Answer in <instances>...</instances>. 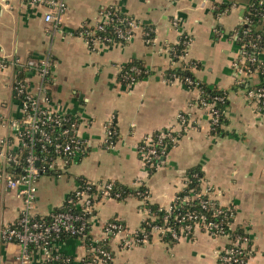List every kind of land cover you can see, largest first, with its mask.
Instances as JSON below:
<instances>
[{
    "label": "crops",
    "instance_id": "0c3cea01",
    "mask_svg": "<svg viewBox=\"0 0 264 264\" xmlns=\"http://www.w3.org/2000/svg\"><path fill=\"white\" fill-rule=\"evenodd\" d=\"M66 7L54 20L46 21L43 2L0 0V140L9 138L8 148H17L13 120L22 115L19 99L12 94L17 74L27 90L36 91L41 79L36 66L27 60L53 59L50 98L45 105L72 115L76 132L88 140L89 150L70 162L58 174H40L31 213L45 215L60 206L78 184V178L91 181L112 179L127 185L142 182L149 199L168 207L185 182V170L200 163L203 187L222 205L234 208L232 227L240 226L249 237L247 264H264V108L247 100L245 89L235 87L238 79L258 82L257 71L237 72L234 62L240 56L234 29L241 23L249 0H65ZM216 2H230L224 12H216ZM117 4L141 23L152 24L154 37L146 41L138 27L124 44L97 42L89 46L74 30L85 19H103V9ZM264 23V16L262 17ZM191 36L185 59H195L194 75L226 91L228 104L222 133L210 131L206 110L195 99L198 91L181 79L168 81L165 70L178 64L167 50L180 33ZM259 57L264 60V48ZM138 58L149 73L132 83L118 81L120 66ZM189 114L190 124L178 136L162 162L152 172L137 151L142 136L159 128L179 129L176 113ZM113 117L118 136L112 146L105 143L104 125ZM23 206L13 188L0 183V227L12 222ZM145 211L141 201L130 194L118 200L104 197L96 201L90 217V233L101 235L109 218L124 222L127 233L136 229ZM82 240L67 237L56 247L80 264L86 253ZM228 243L225 235L213 236L199 227L193 235L180 236L169 243L157 232L143 243L125 247L120 234L109 238V262L91 264H215L217 249ZM20 246L0 238V264H16ZM41 252L32 255L35 260Z\"/></svg>",
    "mask_w": 264,
    "mask_h": 264
},
{
    "label": "built area",
    "instance_id": "2783aa9c",
    "mask_svg": "<svg viewBox=\"0 0 264 264\" xmlns=\"http://www.w3.org/2000/svg\"><path fill=\"white\" fill-rule=\"evenodd\" d=\"M29 1L32 3L43 2L47 4L49 8L43 16L46 21L57 18L66 7L65 0ZM263 2L264 0H259V3ZM111 5L103 9L105 17L99 20L106 21L109 19L107 8ZM249 7L250 0L248 9ZM263 16L264 12L262 13ZM120 21H124V19ZM247 21L244 15L241 23H246ZM126 22L128 25L126 30H122L119 26H116L115 31L119 37L129 40L135 30L140 26L134 20H127ZM235 30H238L236 28L234 29V36L236 38L238 33ZM247 31L248 28L242 29V33H246ZM147 33L148 31H142V35H146ZM83 39L86 43L88 42L85 37ZM99 39L98 37H92L89 41L94 46L95 43L101 42ZM259 39H261V35L256 34L249 40L248 44L256 46L255 41ZM190 40L191 38L188 39L189 42ZM243 45L245 46L246 44L244 43ZM243 45H238L240 48V56L234 62L236 71L241 73L246 71L244 67L245 61H252L257 56L254 52L250 53L246 49H243ZM167 50L169 52V48ZM53 62L50 55H46L40 61L27 60L26 64L28 66H36L41 79L36 91L31 92L27 90L24 81L16 80L14 82L15 84H13L12 89L21 104L22 115L19 119L13 120L12 125L15 128L17 148H23L26 151L21 159L20 152H14L15 148H8L6 137L0 140V183L5 184L9 188H13L16 195L22 199L23 206L18 216L12 222L5 223L0 227V238L4 241H15L19 244L20 250L16 257V264H68L70 261L72 264V257L70 258L69 254L65 253V258L62 259L59 254L60 250L56 247V242L62 241L57 238L60 234L77 237L82 240V244L86 248V253L81 257L80 264L88 257L90 259H87L85 264H91L96 261L109 262L112 258V251L110 248L103 247V244H108L111 236L120 234V243L125 247L134 246L148 240V232H144L142 226L139 225L131 233H127L125 225L115 217L103 222L99 237H94L90 233L89 220L92 216V211H94L96 201L104 197L113 196L111 194V182L105 179L101 181L87 180L85 184H81L78 181L77 186L72 190V195H67L65 198L70 204L75 205L78 210H50L47 214L49 217L47 220H41L35 217V214L30 211L35 199L37 177L40 174H47L50 171H52V174L61 173L70 162L86 154L90 147L88 140L76 132L77 122L72 115L54 111L45 105L50 98V93L49 85L44 82V77L48 69L53 66ZM4 65L6 64L0 62V66ZM131 69L134 72L140 70L137 66H132ZM122 78H128V83L137 81L129 73H124ZM175 78L183 81L181 77ZM238 81H243V79L239 78ZM245 96L247 100L255 102L259 107L264 108V85L257 88L245 89ZM196 98L195 102L207 112L209 125H215L218 122L220 110L214 107L212 103H207L203 98H200L199 94H197ZM222 111L224 110L222 109ZM176 120L180 128L181 126L191 125L190 116L186 112L178 111L176 113ZM104 130L105 143L108 146H112L118 135L117 129L114 127L113 117L106 121ZM172 130V127H168L167 130L162 129L156 136H152L150 132L143 136L144 145L138 147L137 151L146 167L156 165V160L158 158L162 159L164 156L163 153L166 149V144H163L161 149H157L153 145L154 142L159 141L155 140L156 137L161 138L167 135L170 142L177 141L178 137L172 134ZM51 131L55 133L52 134ZM93 188L99 191L98 198ZM208 189V186L204 187L203 191L209 192ZM114 194L115 196L119 195L118 192ZM142 208L145 211V218L149 210L143 206ZM188 217H192V215L188 214ZM179 220L182 222V218H179ZM192 227H199L201 230L207 231L213 236L225 235L228 237V243L216 251L215 264H247L248 257H245L247 253L246 248L250 244L248 234H235L234 238H231L229 231L224 229L218 221L206 222L202 215L198 216L192 225L189 223L182 224L181 230H190ZM166 230H170L173 235L176 234L174 229L169 225L163 226L156 224L151 228L152 235L154 232H157L159 236ZM139 231L141 232L140 234ZM87 243L89 246H87ZM37 250L41 252V257L33 260L32 255Z\"/></svg>",
    "mask_w": 264,
    "mask_h": 264
},
{
    "label": "trees",
    "instance_id": "16d2710c",
    "mask_svg": "<svg viewBox=\"0 0 264 264\" xmlns=\"http://www.w3.org/2000/svg\"><path fill=\"white\" fill-rule=\"evenodd\" d=\"M227 5H230V2L229 3L216 2L214 9L217 13L224 12L226 10ZM107 10L109 12L108 20L106 21L97 20L93 22L90 19H85L73 31L74 34L82 35L83 37H85L88 41L87 44L89 46H92V43L89 41V39H91L92 37L100 38L99 40L104 44H114V43L124 44L128 40L119 37L116 34L115 28L116 26H119L122 30H126L128 28L126 21L134 20L136 24L142 27V31H148L146 35L145 34L143 35V38H145L147 42L151 41L152 38L154 37V27L152 24L141 23L136 17L122 10L120 6H118L117 4H112L107 8ZM263 12H264V2L259 3V0H250V7L245 14L248 21L246 23L238 24L236 26V29L238 31L235 30L238 33V36L235 38V42L238 45L240 44L243 45L245 43L246 45L245 46L243 45L242 48L246 49V51H249L250 53L254 52L257 55L254 60L245 61L244 67L246 71L248 72H252L254 70L257 71L261 79L258 82H252L249 79L243 78V81L235 83L234 85L235 87L248 89V88H257L259 86L264 85V70H263L264 60H261V58L259 57V54L263 50V46H264V23L262 20ZM121 19H124V21H120ZM245 28H248V31L246 33H242V29ZM256 34H260L261 39L255 41L256 46L249 45L248 44L249 40L253 38ZM189 38H191L189 34L182 32L175 42L168 44L169 55L171 57V60L174 62L178 61V64L167 68L165 70L164 75L168 81L173 80L175 77H181L186 85L197 89L200 98H203L207 103H212L214 107L220 110L218 122L215 125L210 126V131L221 134L222 133L221 125L225 120V110L228 104L226 91L223 88L218 87L216 85L208 84L207 82L197 78L194 75L193 70L191 68L197 67L199 65V62L192 58L189 59L184 58L189 44L188 41ZM0 62L7 64V61L4 59H0ZM132 66H137L140 70L138 72H134L131 69ZM124 73H129L130 75L134 76V79L139 80L140 78L147 75L149 73V70L142 62V60L138 58H131L120 66L117 74L118 81L126 84L128 83V78H124V79L122 78V75ZM186 78L187 80H185ZM16 80L24 81L23 77L17 74L12 82V88ZM44 82L48 85L52 83V67L49 68L48 72L45 74ZM12 94L14 97H17L15 92H13V89H12ZM222 109L224 111H222ZM113 123H114V127L117 129L114 118H113ZM186 127L188 126H183V127L181 126V128L179 129H173L172 134H175L178 137ZM167 128H159L153 130L152 132H150V134L152 136H156V134H158L162 129L167 130ZM51 133L54 134L55 132L51 131ZM6 140L7 142H9L8 137H6ZM155 140H159L154 142L153 144L157 149H161L163 147V144H166L165 147L167 150L177 142V141L170 142L168 140L167 135H164L161 138L156 137ZM142 145H144L143 136L139 140L137 148ZM166 149L163 153L164 155L167 152ZM25 151L26 150L23 148L14 149V152H20L19 154H21V159L25 155ZM160 162H162V160L161 158H158L156 160V165ZM156 165L148 166L147 167L148 171L152 172L155 169ZM13 170H14V166H13ZM47 174H52V171L48 172ZM184 176H185V182L183 187L175 193L174 198L172 199L168 207H164L157 202L151 201L149 199V189L141 181L135 183L134 185H127L112 179H105V180L111 182L112 184L111 187V194L113 195L112 198L121 200L126 198L128 195L133 194L138 199H140L141 206L146 207L149 210V213L140 223V226H142L144 232H148L147 233L148 240L152 238L151 228L156 224L163 226L169 225L171 228L174 229L176 233L175 235H173L170 230H166L160 236L162 240H165L169 243H173L177 241V239L183 235L192 236L194 228L192 227L190 228V230H186V229L181 230V225L186 223L192 225L197 220V217L200 215L204 216V221L206 222L218 221L219 224L224 229H227L229 231L231 238H234L235 234H240V235L247 234V232L244 231L242 227L231 226L234 216V208L232 206L222 205L218 203V201H216L215 199L210 198L208 192L203 191L204 187L202 181L204 179L203 177L204 173L200 163L194 164L186 168ZM87 180L88 179L84 177L78 178V181L81 184H85ZM101 180L103 179H100L99 181ZM93 191L97 193V198H98L99 191H97V189L95 188H93ZM72 192L73 191L69 192L67 195H72ZM115 192H118L119 195L115 196L114 194ZM62 209L78 210L75 207V205L70 204L66 199L63 201V203L60 206L55 207L52 210H62ZM93 213L94 211H92V214ZM188 214H191L192 217H188ZM34 216L41 220H47L49 218L47 214L45 215L35 214ZM179 218H182V222L181 220H179ZM122 223L124 224V222ZM140 233L141 232L139 231V234ZM67 237L69 236L60 234L57 238H59L60 240H65ZM87 246H89L88 243ZM103 247L109 249V245L107 243H104ZM249 250L250 248L249 246H247L246 248L247 253L245 256L246 258L249 255ZM59 254L62 259L65 258L64 252L60 251ZM69 257L71 258L72 256L69 255ZM71 259L73 260V257ZM87 259H90V257L84 259L81 262V264H85ZM68 264H71V261L68 262Z\"/></svg>",
    "mask_w": 264,
    "mask_h": 264
},
{
    "label": "water",
    "instance_id": "95a60500",
    "mask_svg": "<svg viewBox=\"0 0 264 264\" xmlns=\"http://www.w3.org/2000/svg\"><path fill=\"white\" fill-rule=\"evenodd\" d=\"M163 158V157H162Z\"/></svg>",
    "mask_w": 264,
    "mask_h": 264
}]
</instances>
